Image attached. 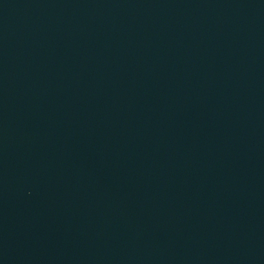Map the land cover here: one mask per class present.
<instances>
[{
    "label": "water",
    "instance_id": "95a60500",
    "mask_svg": "<svg viewBox=\"0 0 264 264\" xmlns=\"http://www.w3.org/2000/svg\"><path fill=\"white\" fill-rule=\"evenodd\" d=\"M0 264H264V0H0Z\"/></svg>",
    "mask_w": 264,
    "mask_h": 264
}]
</instances>
